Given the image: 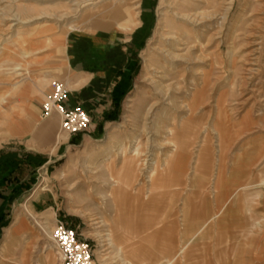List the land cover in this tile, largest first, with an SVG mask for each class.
<instances>
[{
    "label": "rangeland",
    "instance_id": "374dc122",
    "mask_svg": "<svg viewBox=\"0 0 264 264\" xmlns=\"http://www.w3.org/2000/svg\"><path fill=\"white\" fill-rule=\"evenodd\" d=\"M117 12L123 28L131 27L127 15L136 22L131 32L117 25ZM185 15L206 25L197 53L204 67L196 62L195 70L163 63L168 32L189 38ZM215 15L225 19L218 37ZM111 30L135 40L124 96L105 124L91 128L90 119L87 131L66 135L55 112L53 124L41 119L50 83L66 86V41ZM11 43L13 51L4 49ZM4 56L12 59L0 68V240L16 224L25 232L0 246V264H62L49 242L57 222L89 242L93 264H264V215L248 208L241 213L248 227L213 229L218 217L221 227L234 226L227 220L241 206L234 196L226 216L212 219L210 177L199 175L215 159L218 194L226 148L230 168L252 125L264 138V103L249 97L253 89L264 100V0H0ZM245 147L248 162L262 161L260 183L264 145ZM194 159L197 172L179 175ZM248 183L239 190L250 194Z\"/></svg>",
    "mask_w": 264,
    "mask_h": 264
},
{
    "label": "crops",
    "instance_id": "0c3cea01",
    "mask_svg": "<svg viewBox=\"0 0 264 264\" xmlns=\"http://www.w3.org/2000/svg\"><path fill=\"white\" fill-rule=\"evenodd\" d=\"M127 17V21L130 22L131 27L123 28V24H119V21L123 18L122 13H114L115 22H117L118 26L124 29L125 33L131 32V29L135 26L136 23L135 21L130 20L129 15H127ZM134 42L135 40H133V37L126 35L121 36V34L112 30L94 33H79L75 34L71 40L66 41V87L69 90V96L65 103V108L71 109L75 106L81 107L91 119V128L97 126L98 123L105 124L106 121L111 119V117L113 116L112 113L114 111V106L116 105V102L123 98L128 82V73L131 68L130 54L135 44ZM12 45V43L7 44L5 45L4 49L13 51L14 47ZM11 59L12 57L10 58L8 56L0 58V68L3 67L4 63L9 64ZM249 97L253 98L256 101L264 103V100H259V96H256V94L253 93V89L251 90ZM262 107L264 108V104ZM260 111L264 112V109ZM245 116L241 118H245ZM54 119L55 116L51 114L49 119L50 121L48 122V124H53L55 122ZM253 131L254 129L252 125L250 130L246 131L245 137H242L244 134L240 135L242 137V143H239V148L235 152L233 158L229 160L230 168H226L227 160L225 154L228 147L226 148L224 152L225 154L223 155L224 164L222 165V168H220L222 171V176L224 178V188L221 189L218 194H214L211 190L214 183V171H216V167L219 166L218 162H216L215 159H213V162L211 157L210 162L206 168L204 166H201V169L204 172H201L200 174L198 173L203 180H206L208 176L210 177L209 180L211 184L209 185L208 192L213 200L212 203L214 204L217 210L215 214L219 211V216H223L226 213L225 211L227 209V205L230 203L232 197L234 196L237 198L235 199L236 204L241 206V209L235 210V220H227V222L229 223L235 222L233 223L234 226H229L227 223L221 227L218 224L220 223L218 217L216 220H213L215 221V224L212 227L213 229L226 231V229L228 228H240L243 230L244 228L248 227L246 224L248 223V221H246L247 216H241V213L245 211V209L247 210L248 208L253 217L255 216L260 219L261 217L259 215H264V187H261V189L259 188V186H264V181L262 180L259 183L258 177H254L255 174H258V168L262 161L259 162L257 159H254L252 160V162L251 160L248 162L247 157L245 158V155L249 152L248 148L246 150L245 147L247 142L255 141L260 142L264 145V138H259L258 136H255ZM45 136L48 139L50 138L49 130H46ZM62 139V137L57 138V142ZM173 153L175 152L173 151ZM238 156H240V158L244 157V159L241 160L239 163H233L235 158ZM196 160L197 159H194L192 166L190 160H188V164L186 165V171L177 170L178 174L180 175V173L188 172L189 168L193 169L192 172H197ZM248 182H250L251 184V190L250 194H245L244 190L246 188L243 190L239 189L243 186H247L249 184ZM246 197L251 198L250 207L247 206L248 203ZM37 199H39V196L34 198L31 201V204L37 202ZM217 215L218 214L214 215L212 219L216 218ZM197 218L198 221H201V218H199L198 215ZM221 220L223 221V219ZM24 229L25 228L21 226V224H16V226L11 228L10 232L9 228L4 230L5 233L1 236L0 246L2 247L5 242H9L10 244L11 242H14V240H16L15 238H17L16 236L21 235L20 233L24 234ZM25 234L27 235V233ZM261 241V243L258 244L260 246L259 251L264 252V239ZM215 242L216 243H214L213 241L212 244H226L225 241L223 242L220 239H216ZM10 244L8 245V247L10 246ZM172 244L173 242L170 243V245ZM179 244H182V242ZM237 244L242 243L238 242ZM250 244H253V240ZM21 251H19L18 253L19 260ZM167 264H170V262Z\"/></svg>",
    "mask_w": 264,
    "mask_h": 264
},
{
    "label": "built area",
    "instance_id": "2783aa9c",
    "mask_svg": "<svg viewBox=\"0 0 264 264\" xmlns=\"http://www.w3.org/2000/svg\"><path fill=\"white\" fill-rule=\"evenodd\" d=\"M68 96L69 90L63 83H50L45 103L42 105L41 119H47L55 112L60 118V131L75 136L89 129L90 118L81 107L66 109ZM49 242L62 264H93L92 246L76 229L57 222L51 231Z\"/></svg>",
    "mask_w": 264,
    "mask_h": 264
},
{
    "label": "bare ground",
    "instance_id": "6f19581e",
    "mask_svg": "<svg viewBox=\"0 0 264 264\" xmlns=\"http://www.w3.org/2000/svg\"><path fill=\"white\" fill-rule=\"evenodd\" d=\"M76 1V0H75ZM231 1V0H230ZM230 3V2H229ZM227 8V7H226ZM229 10V9H228ZM188 14V13H187ZM214 14H217L215 12ZM219 16V15H218ZM178 17V16H177ZM186 21H188V25H191V31L189 34V38L186 33L185 37L186 39L183 41V37L181 35H177L173 33L172 31L168 32L169 37L166 40V47L167 50L164 53V61L165 65L171 67V69H176L181 63L187 62V69H192L196 62H201L202 66L204 67L202 54L201 57L197 55L200 50H202L201 45L204 44V39L206 37V34L200 28H206V25H202V16L201 15H185ZM224 17H216L214 16V25L216 26V37L220 36L221 30H222V22L224 21ZM203 26V27H201ZM173 30V29H172ZM205 30V29H204ZM183 31V30H182ZM186 32V31H185ZM185 34V33H184ZM175 35V36H174ZM205 35V36H204ZM165 37V36H164ZM207 41V39H205ZM205 41V43H206ZM217 46L219 47V42L217 43ZM184 53V54H181ZM197 65V64H196ZM193 66V67H192ZM179 68V67H178ZM194 70L196 68H193ZM177 70V69H176ZM194 80V79H193ZM196 80V79H195ZM198 80V79H197ZM201 80V79H199ZM192 81V80H191ZM175 88V87H174ZM179 93V92H178ZM181 93V92H180ZM173 96V95H172ZM174 97V96H173ZM172 97V98H173ZM162 99V98H161ZM164 99V98H163ZM179 99V98H178ZM176 102V101H175ZM178 102V101H177ZM173 104V103H172ZM175 104V103H174ZM177 105V104H176ZM175 105V106H176ZM181 105V104H180ZM174 106V105H173ZM169 107V106H168ZM180 107V106H179ZM182 107V105H181ZM183 108V107H182ZM173 109V108H172ZM175 109V107H174ZM185 110V109H183ZM174 111V110H173ZM121 146V145H120ZM122 150V149H121ZM133 152H136L134 149ZM39 224V223H38ZM40 225V224H39ZM38 225V226H39ZM42 226V225H41ZM40 226V227H41ZM45 229V228H44ZM44 231V230H43ZM48 231L45 230L44 234H47Z\"/></svg>",
    "mask_w": 264,
    "mask_h": 264
}]
</instances>
